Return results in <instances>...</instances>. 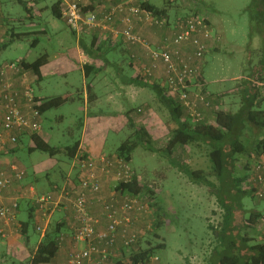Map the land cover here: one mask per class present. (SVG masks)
<instances>
[{
    "label": "rangeland",
    "instance_id": "rangeland-1",
    "mask_svg": "<svg viewBox=\"0 0 264 264\" xmlns=\"http://www.w3.org/2000/svg\"><path fill=\"white\" fill-rule=\"evenodd\" d=\"M50 1L55 3L56 0H47L49 9L45 4H43V7L41 6L40 10L36 8V11L41 12L43 21L46 22L45 24L50 27H48L49 34L45 36L42 33L44 25L41 24V19L39 18L38 29H33V31L37 30V36H29L26 40L7 49L3 55L14 60L19 57H27L28 61L34 62L45 54H49L52 57L55 52L63 50L60 48V38H57V41L51 37H64L66 43L71 42V44H74L73 39L75 36L71 28L64 20L54 16ZM162 1L164 0H153V3L160 5ZM166 1H169V4L166 3V9L170 16L171 14L174 16L179 15L183 12L181 16H186V14L197 12L200 16L210 21L215 37L220 36L218 41L221 50H217L218 52L216 51V53L210 52L207 55L203 72L208 83V91L219 95L220 98L218 99L222 100L220 105L215 108L236 112L241 106L239 85L244 77L247 76L245 74L247 69L259 63L262 55L261 51L264 48L263 22L258 24V26L260 24L263 25L257 29V34L254 33L251 36V16L246 12V9L252 0ZM6 2L8 10L25 15L26 12L23 6L16 0H7ZM26 23L29 25L26 28L31 29L30 22L26 21ZM81 36L83 35H77V37ZM33 37L43 38L39 39V43L33 46ZM64 52L66 51L64 50ZM202 74L201 68L199 80L197 79L196 83L201 80ZM105 76L107 79L104 80V85L97 86V93L99 94H105V92L115 88L114 80H117L115 79L116 76L120 78L113 69H110ZM72 85L82 88L80 73L74 72L68 78L61 75L46 77L33 83L32 89L39 97L53 98L71 91ZM145 93L144 102L142 103L144 105L148 103L149 106L141 108V112H138V108H136L139 102L133 103L132 106L137 111V114H140L139 119L141 120L138 122L143 126L146 125L145 127L151 132L153 150L139 146L133 152L131 166L139 176L141 183L155 193L153 196L154 202H158L160 208L163 209L165 224L158 231L161 237L158 240L153 237V232H151L152 221L147 222V227L139 230L140 235L144 237L140 242L144 246L147 240L150 239L154 247L162 243L166 244V248L157 253L156 256L159 260L154 262L155 264H208L210 253L214 251L217 245L216 235L211 228L213 227L220 231L225 217V209L221 198L229 205H235V223L237 225L245 221L251 212L264 213V199L259 200L251 196L242 198L238 192L226 193V189H219V182L214 176L209 179L214 183L215 188L192 183L183 172L170 162L169 157L164 155L165 146L174 127L168 109L159 102L152 90L148 89ZM78 103L69 102L60 109L50 110L45 113L43 128L51 146L65 148L73 145L78 140L80 119L83 118V113L78 111ZM62 116L64 119L61 120ZM132 135L133 131L128 122L127 127L123 131L109 135L106 150L113 151L119 148L125 141L131 139ZM207 152V147L202 144L197 147L185 146L182 149H178L172 158L177 161H183L193 170H203L209 173L211 164ZM21 154L24 164L28 166L31 161L29 160L27 149L25 148ZM41 156L48 159L51 158L48 154L36 151L33 160ZM63 156L58 155L55 158L58 159V157ZM262 159H252L253 170L255 165ZM59 168L63 169L64 167L55 166L52 171L53 178H59L61 173ZM39 177L43 183L47 182L45 171L41 172ZM228 181L232 184L231 179H228ZM45 187H48V184ZM228 190L230 191V189ZM143 223L146 224V221ZM242 229L247 236L259 238V227L255 230L246 227ZM73 234L74 232L70 228L69 235ZM140 235L139 238L141 237ZM214 254L220 260L221 253L215 251ZM130 255V251L126 253L128 259ZM218 260L217 257H214L212 264L214 262L219 264Z\"/></svg>",
    "mask_w": 264,
    "mask_h": 264
},
{
    "label": "crops",
    "instance_id": "crops-1",
    "mask_svg": "<svg viewBox=\"0 0 264 264\" xmlns=\"http://www.w3.org/2000/svg\"><path fill=\"white\" fill-rule=\"evenodd\" d=\"M6 1L7 0H0V21L2 24L0 32V70L9 63H17L20 65L22 61L30 62L27 57H19L17 60H14L6 57L3 53L6 52L7 49L14 47L17 43L26 40L29 36H37V30L33 31V29H38L39 18L41 19V24L44 25L42 33H44L45 36L49 34V26L43 21L41 12L36 11V8L40 10L41 6H44L43 4L49 9V2L47 3V0H16L21 6H23L26 12L25 15L16 11L8 10ZM105 1L106 0H87L86 2L89 6L92 4L97 7L103 3L105 4ZM113 1L114 3L115 1H129L134 5H139L142 0ZM50 2V5L53 6L54 3L52 1ZM151 2H153V0H151ZM168 2L169 1L164 0L158 6L166 7L167 4H169ZM26 4L30 9V12L26 11ZM182 14L175 16L171 14V21L185 17L181 16ZM187 15L188 14H186V16ZM26 21L30 22L31 29L26 28V26H29ZM136 32L143 38L155 44L161 43L168 34L166 31L143 24L136 25ZM18 34H25V36L18 37ZM82 35L83 36L81 37L74 35V44H71V42L66 43L64 37H51L54 38V40L60 38V48L63 50H59L57 53L55 52L52 57L51 55L49 56L48 63L41 68L40 77L36 76L32 71L24 70L23 73H25V77L14 72H8L6 79L15 85V88L20 94H23L27 87L32 88L33 83L41 81L46 77L61 75L68 78V76L74 72L80 73L82 77V88L72 85V92L69 91L61 96L68 99L67 103L72 102L73 104H77V102H79L77 105L78 111L83 113V118L80 119L79 125L80 135L78 141L80 143L77 152H81L83 155L93 159H98L101 156L113 158L116 156L118 148L113 151L106 150L109 135L111 133L118 134L123 131L127 127L129 117L133 120L135 125H141V123L138 122L141 120L139 119L140 114H137V111H135V108L132 106L133 103L139 102V105L136 107L138 108V112H141V108L149 106L148 103L145 105L142 103L144 102L145 91L148 90V88L134 84L136 80L138 83H144L143 81H140L138 77L142 71V64H149V60L143 49L140 47L133 48L124 43L122 39H114L110 31L95 29L84 30ZM33 38V46H35L39 43V39H42L43 37ZM64 50L66 52H64ZM217 50H221L220 43H211L205 57L197 62L202 68L203 74L201 75V80L197 83L195 82L191 86L193 90L197 89L202 92L204 91L203 93L206 92V96L212 95L214 101H209L211 103L210 106H201L204 115L211 123H214L213 112L216 110L215 107L220 105L222 100L218 99L220 98L219 95L208 91V83L203 68L206 64L207 55L210 52L216 53ZM110 69H113L114 72H116V75H119L120 78L116 76L115 79L117 80H114V84H116L115 88L105 92V94H99L97 93V86L104 85V80L107 79L105 78V75ZM87 72L88 74H86ZM158 72L162 74V71ZM150 81L159 82L161 80L154 79ZM35 96L37 99L41 100L48 99L45 97H39L36 94ZM154 96L156 95L154 94ZM22 103L24 105L23 101ZM60 119L62 120L64 117L62 116ZM44 123L45 114L42 115V129L39 135L49 143L46 134L44 133ZM16 134L19 137V141L14 147L9 142V136L11 134L6 135L4 140L0 141V152L2 153L0 154V164L8 172H10V165H16L26 172L25 177L21 182L14 181L12 188L7 190L3 196L0 197V206L2 204H9L12 199L15 198H19L20 203L19 209L16 212L17 221L8 229V233L10 234L9 238L7 240H0V249H2L0 259L6 264H10L12 261H15L17 264L28 262L44 239V235L36 230V225L39 224L41 220H39L38 214L39 207L35 202V199L32 197L31 190H34V193L38 196H50L51 199L56 201L58 200L59 190L64 186V182L68 176H71L76 182H78L79 178L78 171L72 170L73 159H70L69 157L67 158L66 156L58 157V159L55 157L48 159L41 156L36 160H33L35 152H32V149L34 148L32 135L30 133ZM25 148L29 153V160L31 161L29 164L30 166L25 165L24 160L21 158V152ZM262 158V160H264V156ZM55 166L64 167L63 169L59 168L61 173L58 179L53 178L52 176V171ZM43 171L46 172L47 182L45 183H43L41 181L42 179L39 177V174ZM101 179L102 190L99 195H89L90 203L88 205V210L94 216L100 217L102 221L101 225L105 226L107 219L99 200L106 201L110 198L113 195L117 183L114 181L113 176H102ZM47 184L48 187H45ZM72 207L70 201H61L59 206L50 216L49 225L53 223H61L65 226L63 230L64 240L60 246V250L57 256L49 264H67L68 256L75 246L74 240L71 237L72 235H69L70 228L74 222V210ZM262 214L264 215V213ZM137 224L138 223L135 225ZM141 227L142 226H140L139 229H142ZM67 231L68 233H66ZM121 243L122 241L120 239L118 242V249H115L112 258H123L122 250H120V248H123ZM78 246L79 248H82L84 244L80 243ZM113 263L114 262L110 260L107 264ZM125 263L127 264V261H125Z\"/></svg>",
    "mask_w": 264,
    "mask_h": 264
},
{
    "label": "built area",
    "instance_id": "built-area-1",
    "mask_svg": "<svg viewBox=\"0 0 264 264\" xmlns=\"http://www.w3.org/2000/svg\"><path fill=\"white\" fill-rule=\"evenodd\" d=\"M63 19L77 35L84 30L110 31L114 39H122L126 44L144 50L149 64H142L144 75L151 79H159L168 90V95L183 105L187 118L194 122H201L203 114L201 106H209L207 96L200 90H193L191 86L201 73V67L196 64L202 60L208 51L209 44L219 40L205 18L197 12L189 13L175 21L153 16L139 6L126 1L114 4L113 0H106V4L96 7L93 12L85 13L87 0H63ZM174 1V0H172ZM143 24L166 31L168 34L161 43H152L136 32V25ZM0 21V32H1ZM192 46L193 52L185 48ZM140 60V59H139ZM142 62V61H141ZM23 68L17 63H9L0 70V141L6 135L9 142L16 146L19 137L16 133H40L42 129V114L39 110L41 102L37 99L31 87H27L23 94L15 85L6 79L8 72H14L25 77ZM158 71H162V74ZM158 75V76H156ZM24 102V105L22 103ZM8 172L0 164V197L12 188L13 182H21L25 177V170L10 165ZM72 170L79 174V185L75 186L71 176L59 190L58 200L50 196H38L31 190L39 209V220L36 230L45 235L50 216L61 201L72 203L75 210V223L72 225L73 247L67 264H106L114 254V247L119 239L125 247H129L138 240L140 232H135L137 218L135 213L142 212L146 206L137 199H125L120 210L114 205L105 208L108 220L107 226L101 225V219L90 216L87 212V192L97 193L101 189V177L113 176L116 183L129 182L133 179L132 166L122 158L112 159L101 156L98 159L86 158L79 152L72 161ZM249 179L253 196L264 199V160L259 161ZM107 204L108 201H104ZM19 209V198L12 199L9 204L0 206V238L7 240L10 236L8 229L16 221ZM260 237L264 240V218L261 220ZM84 246L79 248V244Z\"/></svg>",
    "mask_w": 264,
    "mask_h": 264
},
{
    "label": "trees",
    "instance_id": "trees-1",
    "mask_svg": "<svg viewBox=\"0 0 264 264\" xmlns=\"http://www.w3.org/2000/svg\"><path fill=\"white\" fill-rule=\"evenodd\" d=\"M112 2L114 3V1ZM119 2L120 1H115L114 4ZM106 3L107 1H105V4ZM25 6L26 11L30 12L27 4ZM64 6L63 0H57L53 4L52 13L56 18L64 20ZM137 6L144 11H148L155 17L171 20L170 13H168L166 7L158 6L151 2V0H142ZM95 10L96 7L92 4L90 6L86 4L84 7L85 13L93 12ZM246 12H248L251 16V36H253L254 33L257 34V29L264 24V0H252L251 4L246 9ZM205 20L212 28L210 21L206 18ZM261 22H263V24L258 26ZM72 32L75 36H77L74 31ZM17 36L23 37L25 34H18ZM215 42L218 43L219 41ZM211 43L209 44V47ZM185 49L189 53L193 52L192 46L186 47ZM261 53L262 55L259 63L254 65V67H249L247 69L245 72L247 76L244 77L239 85V93L241 96L240 108L236 112H232L225 109H218L217 107L213 114L214 123H211L208 118H206L203 111H201L203 114L201 122H194L190 118H187L183 105L168 95V90L162 85V81H150L153 79L146 77L141 71L138 78L144 83H138L137 80L134 82L137 86L152 90L159 102L168 109L174 127L165 146L164 155L168 156L170 162L183 172L192 183L215 188L214 183L209 179L211 176H214L219 182V189H226V193L238 192L242 198L245 196L254 197L252 189L250 187L248 188L249 177L252 176L251 174L254 172L252 168V159L262 158L264 156V48ZM48 61L49 55L45 54L34 62L22 61L20 66L23 70L32 71V73L40 77L41 68L47 64ZM198 61L199 60L196 61V64ZM86 74H88V72ZM212 98V95L207 96V101H214ZM38 100L41 102L39 110L42 115L47 111L60 109L68 102V99L61 96ZM210 104L211 103L209 102V106ZM128 119L133 135L131 136V139L125 141L118 148L115 157L122 158L131 164L133 152L139 146L153 150V138L147 127L143 125H135L130 117ZM32 139L34 141V148L32 149V152L39 151L48 154L51 157L64 155L70 159H74L76 154L79 153L77 152L80 143L78 140L73 145L60 148L51 146L41 137V135H39V133L33 134ZM201 144L207 147V155L211 164L209 173L203 170H193L183 161H177L172 158L178 149H182L185 146L197 147ZM0 154L2 153L0 152ZM84 157L88 158L86 155H84ZM108 158L112 159V157ZM132 171L134 172L133 179L129 182L126 181L117 183L114 188L113 195L106 200L108 201L107 204H105L106 202L99 200L102 205V209L105 212L104 215L106 217L105 208L108 205H114V209L120 210L126 198L137 199L146 207L142 212L135 213V217L137 218L136 223H138L135 225V232L138 233L140 226H142V229L146 228L147 222L152 221L151 232H153V237L159 240L161 237L158 231L165 224L162 213L163 209L160 208L158 202H154L153 196L155 193L141 183L139 176L133 168ZM228 179H231L232 184L229 183ZM73 183L75 186H78L79 178L78 182L73 179ZM228 189H230V191ZM101 190L102 184L99 192H87V212L90 216L99 219L100 217L94 216L89 212L88 205L90 203L89 195H99ZM221 202L225 209V217L220 231L216 228H211L216 235L217 245L214 251L210 253L211 255L208 258V264H212L214 257H217L218 260V256L214 254L215 251L221 253V258L219 257L220 260H218L219 264H264V240L261 239L260 234L259 238L249 237L243 233L242 229L243 227L253 230L258 229L261 220L264 218L262 212L255 211L249 213L245 221H243L240 225H237L235 223V205H229L222 198ZM74 216L75 210L73 212V224L76 222ZM145 221L146 224L143 223ZM107 225L108 220L105 226ZM64 226L65 225L61 223H53L49 225L43 241L40 243L31 259L28 262L19 264L51 263L57 256L60 246L64 240ZM71 237L73 239V235ZM143 238L144 237L141 236L129 247H125L123 241L121 240V246L123 248H119L122 250L123 258L114 259V257H110L108 262L113 260V264H126L125 261H127V264H151L158 261L159 258L156 255L160 250L166 248V244L162 243L154 247L152 240L148 239L146 244L143 246L140 242ZM118 242L114 247V251L115 249H118ZM129 251L131 255L128 259L126 253ZM125 259H128L129 261ZM0 264L6 263L0 259ZM10 264L17 263L12 261ZM213 264H215V262Z\"/></svg>",
    "mask_w": 264,
    "mask_h": 264
}]
</instances>
